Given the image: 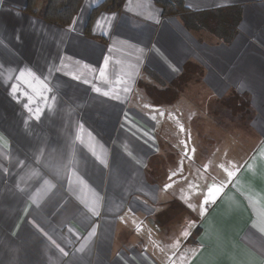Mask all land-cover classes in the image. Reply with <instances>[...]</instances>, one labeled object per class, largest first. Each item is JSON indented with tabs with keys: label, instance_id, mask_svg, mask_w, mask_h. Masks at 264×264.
Instances as JSON below:
<instances>
[{
	"label": "crops",
	"instance_id": "crops-1",
	"mask_svg": "<svg viewBox=\"0 0 264 264\" xmlns=\"http://www.w3.org/2000/svg\"><path fill=\"white\" fill-rule=\"evenodd\" d=\"M104 1L0 0V264H264V0Z\"/></svg>",
	"mask_w": 264,
	"mask_h": 264
},
{
	"label": "trees",
	"instance_id": "trees-1",
	"mask_svg": "<svg viewBox=\"0 0 264 264\" xmlns=\"http://www.w3.org/2000/svg\"><path fill=\"white\" fill-rule=\"evenodd\" d=\"M83 1L84 0H49L41 17L46 23L52 26L69 28L78 15ZM36 2L37 0H27L25 11L38 14L35 8ZM123 4L124 0H105L99 5V7L93 11L89 20L85 33L86 36L91 37L93 35L91 25L96 13L100 11L119 12L122 10ZM156 4L162 10L164 18H177V16H179L183 18L182 20L188 29H197L195 25L196 21L191 18L193 13L186 7L183 0H157Z\"/></svg>",
	"mask_w": 264,
	"mask_h": 264
},
{
	"label": "rangeland",
	"instance_id": "rangeland-1",
	"mask_svg": "<svg viewBox=\"0 0 264 264\" xmlns=\"http://www.w3.org/2000/svg\"><path fill=\"white\" fill-rule=\"evenodd\" d=\"M49 0H37L36 2V10L37 7L38 8V14L42 15L43 11L46 9L47 4H48ZM177 18H180L179 16H177ZM193 20L196 21L195 25L196 27H199L200 29H205L208 30L214 34L220 35L221 37L225 38L226 40H228L230 33H231V29H234V23L231 22L229 20V15L226 13H208V14H199V15H192ZM183 19V18H180ZM158 86H156L154 83L150 84L148 87L146 86L147 92L150 95L156 96L157 98H155V100H159L162 101L161 97H160V92L157 90ZM143 91L141 90H138ZM144 93V92H143ZM172 99V95H170V97H166L165 100H170ZM215 180V179H214Z\"/></svg>",
	"mask_w": 264,
	"mask_h": 264
},
{
	"label": "snow or ice",
	"instance_id": "snow-or-ice-1",
	"mask_svg": "<svg viewBox=\"0 0 264 264\" xmlns=\"http://www.w3.org/2000/svg\"><path fill=\"white\" fill-rule=\"evenodd\" d=\"M58 70V69H57ZM29 76H31L32 78H34V74L31 71H28L27 73ZM25 75V73L22 74V77ZM104 76V74L102 73V77ZM74 79H77L76 76H73Z\"/></svg>",
	"mask_w": 264,
	"mask_h": 264
}]
</instances>
